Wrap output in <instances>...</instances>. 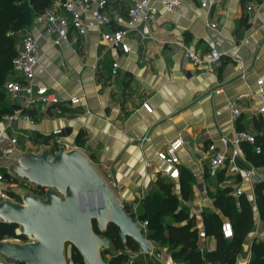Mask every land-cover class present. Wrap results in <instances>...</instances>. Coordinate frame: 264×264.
<instances>
[{"label":"crops","instance_id":"0c3cea01","mask_svg":"<svg viewBox=\"0 0 264 264\" xmlns=\"http://www.w3.org/2000/svg\"><path fill=\"white\" fill-rule=\"evenodd\" d=\"M130 1L107 0L112 30L125 25ZM149 5L156 9L157 19L150 24L146 38L138 31L130 32L128 53L108 47L89 14L83 15L89 25L87 35L72 32L58 46L53 45L54 36L32 24L29 31L38 38L40 48L34 68L35 84L53 91L61 102L27 110L33 125L18 121L12 125V135L18 140L16 152H39L43 146H52L53 131L63 130L60 142L92 159L96 171L105 173L116 185L124 208L130 213L135 208L136 217L148 193L162 195L164 185L173 186L171 195L181 204L179 209L189 211L188 218L198 232L204 230L203 212L223 217L213 204V192L241 187L245 197L254 194V184L245 177H226L224 188L223 183L216 185L219 175L209 178L204 168L208 146L222 151L220 139L233 136L235 130L252 131L258 137L264 134V115L255 114L259 104L256 81H264V0H223L210 9L201 8L197 0H181L169 13L164 11L161 0H149ZM183 47L197 53L216 49L222 53V60L212 73H206L189 63ZM238 61L244 65L243 76ZM113 63L118 64L115 76ZM239 96L243 99L238 100ZM73 97L77 103H69ZM9 102L15 109L16 103ZM232 102L241 111L235 122L229 108ZM143 103L150 106V113L143 109ZM144 137L151 140L140 144L137 140ZM178 137L183 140L178 152L180 178L169 181L160 174L155 153ZM44 139L47 140L43 142ZM12 149L8 139L0 143L1 171L8 164L3 156L15 152ZM241 157L246 159L242 151ZM148 161L152 166L146 168ZM249 164L247 159H238L241 169H247ZM262 174L264 171L258 169L257 176L264 182ZM237 179L240 183L235 184ZM184 181L189 187V200L182 195ZM202 188L207 190L205 195L201 194ZM249 202L255 210L256 205ZM263 224L255 215L254 230L243 243L235 264H248L252 242L264 240ZM215 245L213 236L198 239L201 253L213 251ZM117 253L113 250L112 255ZM152 255L158 264H183L166 251L160 256Z\"/></svg>","mask_w":264,"mask_h":264},{"label":"built area","instance_id":"2783aa9c","mask_svg":"<svg viewBox=\"0 0 264 264\" xmlns=\"http://www.w3.org/2000/svg\"><path fill=\"white\" fill-rule=\"evenodd\" d=\"M201 8L210 9L219 5L223 0H197ZM163 9L166 13L174 11L181 3V0H161ZM107 0H53L52 3L41 13H39L33 22V25L42 27L44 34L54 36L53 45L58 46L61 42L67 41L70 33H75L79 36H86L89 25L85 22L83 15L89 14L94 25L97 28L101 40L110 48L121 51L122 53L129 52L128 37L130 32L138 31L142 38L149 36V26L157 19V11L154 7L149 5V0H131L127 8V20L122 28L112 30V19L107 13ZM212 27H214L212 25ZM39 40L30 31H25L20 35L19 44L17 46L16 55L12 60L11 77L5 82L4 88L7 98L16 103V107L12 114L4 116L0 119V143L8 139L13 151L18 147V140L12 134V125L18 121H23L29 125H33V118L25 111L38 106L52 107L60 104L58 96L45 86H38L35 84L34 68L38 64ZM184 57L197 70H203L206 73H212L214 68L220 64L222 60V53L216 49H209L204 53H197L187 47L182 48ZM240 75L244 74L243 62L238 61ZM118 64H112V76L117 74ZM219 91L216 90L215 93ZM255 96L259 99V104L256 107V115H264V81L258 79L256 81ZM243 99L239 96L238 100ZM78 99L73 97L69 99V103H77ZM143 109L150 113L151 108L147 103L142 104ZM231 119L236 121L241 114L236 102L229 104ZM64 131L57 129L53 131L52 150L56 145H63L69 149L68 145L62 144L60 138ZM150 137H144L137 141L141 143L149 142ZM44 142V141H43ZM222 151H219L214 145L208 146L209 156L204 168V174L209 178H216L222 171L225 176L234 178L236 176L245 177L251 184L260 181L257 176V170L254 165L249 164L247 169H241L238 165V159L241 157L242 145H250L254 147L256 154L260 153V147L256 146V134L252 131L237 129L233 136L223 137L220 139ZM48 143H44L46 145ZM183 146L182 138L178 137L168 143L163 149L156 151L155 158L160 163V174L169 181H177L180 178V159L178 152ZM55 151V150H54ZM12 151L4 155L3 158L8 161L5 165V171L10 176L8 181L13 182L10 187L0 189V198L8 197L14 201H19L16 197H10L7 193L13 187H20L26 189L39 197H44L45 191L33 186L27 181H22L19 186L15 181L16 178L11 176V169L9 165ZM2 157L0 153V158ZM146 168L151 167V161L145 163ZM5 178L4 172L0 167V182ZM207 190L202 188L201 194H206ZM234 199L236 208H240L239 198L244 195L241 187H235L231 193ZM247 200L253 201L255 204L254 194L251 198L246 197ZM135 216V208L132 211ZM136 217V216H135ZM142 227V231L146 235L148 222L138 221ZM221 236L225 240L233 238V228L228 219H224L220 225ZM206 233L203 229L197 232L199 240L206 239ZM152 243V242H151ZM205 248V247H204ZM203 250V248H201ZM142 254L140 250L132 251L128 254V264H133L136 258ZM152 255V254H151Z\"/></svg>","mask_w":264,"mask_h":264},{"label":"water","instance_id":"95a60500","mask_svg":"<svg viewBox=\"0 0 264 264\" xmlns=\"http://www.w3.org/2000/svg\"><path fill=\"white\" fill-rule=\"evenodd\" d=\"M12 174L48 191L44 197L20 187L7 193L18 198H0V223L15 225L30 242L0 241L4 264H68L67 247L76 250L83 264H106L102 257L111 248L106 236L117 228L122 243L133 241L145 255L160 253L142 231L139 220L126 211L89 158L76 147L63 145L53 151L12 152ZM10 176L5 175V180Z\"/></svg>","mask_w":264,"mask_h":264},{"label":"trees","instance_id":"16d2710c","mask_svg":"<svg viewBox=\"0 0 264 264\" xmlns=\"http://www.w3.org/2000/svg\"><path fill=\"white\" fill-rule=\"evenodd\" d=\"M52 1L0 0V119L14 111V108L7 103L9 99L6 96L4 84L12 74V60L17 51L15 48L17 44L15 43L18 37L16 35L23 31H29L35 17L43 12ZM25 112L31 116L30 111ZM79 139L80 136L77 138L76 144L80 142ZM256 146L260 147L259 154H256L254 147L250 145H242L241 151L252 165L264 169V144L259 145L258 136H256ZM223 173L224 171L219 176ZM181 185L182 195L186 198L189 191L187 181L182 182ZM169 187V184L162 187L166 195H161L160 192L148 193L138 210V220L148 222L147 238L150 241L167 242L172 250V257L181 260L183 264H235L237 256L242 252L243 243L254 230V209L245 195L239 198L240 208H236L229 188L223 189L224 192L222 190L217 191L213 197V204L221 211V215L230 221L233 228V238L225 240L221 236L220 225L223 217L215 212H203L202 220L206 236H213L216 245L213 251L201 253L198 246L197 230L192 226V219L188 218L187 212L178 208L176 197L167 190ZM9 196L13 197L11 194ZM254 199L256 207L258 206L261 210L260 218L264 222L263 181L254 184ZM125 210L128 211L127 208ZM166 214H171V217L177 222L174 224L167 223L165 226L159 227L157 231H151L150 228L157 225L159 218ZM106 236L110 238L113 250L118 252L116 255H111L108 264H123L128 260V254L138 249L131 240H127L123 244L118 236L117 228L113 225L108 227ZM8 238L26 239V237L18 234L15 225L0 223V241H5ZM73 250L75 249L71 247L68 249V264L71 261L73 264H78V261L83 264L80 255L74 253ZM250 251L251 256L248 264H264V240H254ZM103 255H110V252L104 251L102 257Z\"/></svg>","mask_w":264,"mask_h":264},{"label":"rangeland","instance_id":"374dc122","mask_svg":"<svg viewBox=\"0 0 264 264\" xmlns=\"http://www.w3.org/2000/svg\"><path fill=\"white\" fill-rule=\"evenodd\" d=\"M24 32V31H23ZM23 32H20V33H18L17 35H16V37H18V39H17V42L15 43V44H17V45H15V48L17 49V46H18V44H19V38H20V35L23 33ZM11 77V76H10ZM9 77V78H10ZM7 103L8 104H10V102L7 100ZM258 142H259V145H263L264 144V134L262 135V136H259L258 137ZM261 143V144H260ZM20 144H23V143H21L20 142ZM22 149H24L23 147H21ZM89 160H90V162H91V164L93 165V167L94 168H96L95 167V165H94V162L92 161V159H90L89 158ZM259 170H263L264 171V169L262 168V167H260V168H258ZM2 172H4V175H7V172L6 171H2ZM98 173L100 174V176L102 177V179L105 181V183L111 188V190L114 192V194L116 195V196H118L117 195V191H116V185L115 184H113L112 182H110L109 181V179H108V177L106 176V174L105 173H100V171H98ZM11 176L12 177H14V178H16L15 179V181L14 182H16L19 186H21V184H22V181H24V180H22V179H20V178H17V177H15L13 174H12V172H11ZM263 179H264V175L262 174V176H261ZM260 177V178H261ZM225 179H227L226 178V176H225V172L222 174V175H220L218 178H217V181H216V185H217V183L218 182H220L222 185H223V187L225 188ZM158 181H157V183H159L160 182V178H158L157 179ZM235 184H237V183H240V179H237L235 182H234ZM11 184H13V182H11ZM10 181H6L5 180V178H4V180L3 181H1L0 182V189H2V188H6L7 186L8 187H10ZM220 185V184H219ZM227 188V187H226ZM167 190H169V192H170V194H172L174 191H175V188L173 187V186H170L169 187V189H167ZM219 190V189H218ZM48 190H46L45 191V193L47 192ZM222 191L224 192L225 190H223L222 189ZM166 192H165V190H163L162 189V195H166L165 194ZM214 194H212V196L211 197H214V195H216L217 194V192H213ZM187 200H189V199H191L190 197L188 198H186ZM180 203L179 202H177V206H178V208H180ZM129 209H131V208H129ZM181 209H183V208H181ZM184 210V212H189L186 208L185 209H183ZM260 209L258 208V206L255 208V210H254V215H256V216H259L260 217ZM167 213V212H166ZM177 221L176 220H174L172 217H171V214H166L164 217H162V218H159V221L157 222V225H153L152 226V228H150V230L151 231H157V229L159 228V227H163V226H165V224H167V223H176ZM150 227V226H149ZM263 228H264V224H263ZM5 242H14V243H18V244H24V243H28V242H30V239H28V238H26V239H21V238H17V239H13V238H8V239H6L5 240ZM152 242V245H153V247H154V250H156V251H159L160 253L161 252H169L171 255H172V253H171V249H170V246H169V244L167 243V242H156V241H151ZM68 249H69V247H67V252H68ZM109 252H110V255H103V259L105 260V262H106V264H108V260L111 258V255H112V252H113V247H111L110 248V250H108ZM73 252L74 253H77L75 250H73ZM154 256L152 255H150V257L148 256V258H146V256L144 255V254H140L137 258H136V260L134 261V263L133 264H158L156 261H155V259L153 258ZM128 261H129V257H128V260L125 262V263H123V264H128ZM0 264H4L3 263V261L0 259ZM17 264V263H16ZM69 264H73L72 263V261L69 263ZM78 264H80V262L78 261Z\"/></svg>","mask_w":264,"mask_h":264},{"label":"flooded vegetation","instance_id":"af4514ba","mask_svg":"<svg viewBox=\"0 0 264 264\" xmlns=\"http://www.w3.org/2000/svg\"><path fill=\"white\" fill-rule=\"evenodd\" d=\"M44 191L47 190V189H43Z\"/></svg>","mask_w":264,"mask_h":264}]
</instances>
